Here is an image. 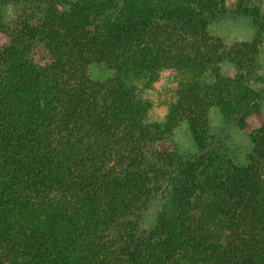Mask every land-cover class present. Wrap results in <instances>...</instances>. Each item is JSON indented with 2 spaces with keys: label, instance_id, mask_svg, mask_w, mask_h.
I'll return each instance as SVG.
<instances>
[{
  "label": "trees",
  "instance_id": "trees-1",
  "mask_svg": "<svg viewBox=\"0 0 264 264\" xmlns=\"http://www.w3.org/2000/svg\"><path fill=\"white\" fill-rule=\"evenodd\" d=\"M227 3L0 0V264H264V121H248L264 23L236 0L256 33L227 44L210 32ZM93 62L113 75L92 79ZM164 72L175 89L161 123L149 91ZM213 106L239 117L245 164L206 149ZM180 121L187 156L160 146Z\"/></svg>",
  "mask_w": 264,
  "mask_h": 264
},
{
  "label": "rangeland",
  "instance_id": "rangeland-1",
  "mask_svg": "<svg viewBox=\"0 0 264 264\" xmlns=\"http://www.w3.org/2000/svg\"><path fill=\"white\" fill-rule=\"evenodd\" d=\"M252 1L255 5L261 7V17L259 21L264 23V0ZM227 4L231 11L214 18L210 24V32L215 36L222 37L227 44L251 41L256 33L254 19L238 15L233 11L236 7V0H228ZM13 12L14 8L9 6L7 8V15H12ZM4 38V36L0 35V40ZM259 50V69L251 83L253 87L262 92L263 97L259 103L252 108V112L248 117V121L251 123L264 121V34L262 35ZM220 67L221 71L226 75L235 72L233 65L226 61L223 62ZM88 73L94 80H104L113 75V71L101 62L89 64ZM174 89L175 78L173 74L164 72L160 81L149 91V97L153 103L149 116L151 120L161 123L166 122ZM238 118L237 116L230 121H226L220 109L217 106H213L209 111V120L213 137L207 143L206 149L212 150L220 147H228L235 155L236 161L245 164L247 162V155L251 151L252 143L249 137L238 126ZM160 146L162 148L178 150L184 156L193 153L196 149L195 142L186 121L176 123L172 130L168 132L167 139L160 142ZM160 205V202L156 200L143 212L141 223L144 227L151 228L154 226L155 213Z\"/></svg>",
  "mask_w": 264,
  "mask_h": 264
}]
</instances>
